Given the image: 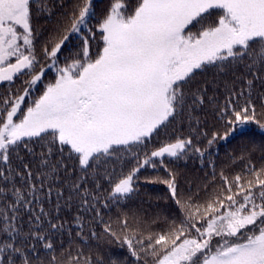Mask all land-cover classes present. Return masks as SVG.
I'll use <instances>...</instances> for the list:
<instances>
[{
	"label": "snow or ice",
	"instance_id": "obj_1",
	"mask_svg": "<svg viewBox=\"0 0 264 264\" xmlns=\"http://www.w3.org/2000/svg\"><path fill=\"white\" fill-rule=\"evenodd\" d=\"M252 125L264 0H0V264H264Z\"/></svg>",
	"mask_w": 264,
	"mask_h": 264
},
{
	"label": "trees",
	"instance_id": "obj_2",
	"mask_svg": "<svg viewBox=\"0 0 264 264\" xmlns=\"http://www.w3.org/2000/svg\"><path fill=\"white\" fill-rule=\"evenodd\" d=\"M240 131L246 133V134H247V138H256V139H260L262 136H264V134H261V133L259 132V129H258L255 125L248 126V127L244 128V129H241ZM234 135H236L237 140L244 138V137H241V136L239 135V133L234 134ZM238 142H241V141H238ZM220 151H221V159H223L224 156H225V154H227L228 152L231 151V147H228V145H225V147L222 148ZM189 167H191V165H189ZM157 194H158V193H156V192H152V193H150V195H153V196H155V195H157ZM145 198H146V197H145Z\"/></svg>",
	"mask_w": 264,
	"mask_h": 264
}]
</instances>
